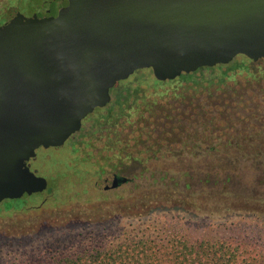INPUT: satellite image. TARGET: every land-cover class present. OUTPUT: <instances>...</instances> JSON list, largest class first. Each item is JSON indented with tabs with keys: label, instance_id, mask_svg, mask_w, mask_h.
Returning a JSON list of instances; mask_svg holds the SVG:
<instances>
[{
	"label": "water",
	"instance_id": "1",
	"mask_svg": "<svg viewBox=\"0 0 264 264\" xmlns=\"http://www.w3.org/2000/svg\"><path fill=\"white\" fill-rule=\"evenodd\" d=\"M238 56L264 60V0H68L0 26V204L48 190L28 165L106 108L137 71L159 82ZM127 182L114 176L111 188Z\"/></svg>",
	"mask_w": 264,
	"mask_h": 264
},
{
	"label": "rangeland",
	"instance_id": "2",
	"mask_svg": "<svg viewBox=\"0 0 264 264\" xmlns=\"http://www.w3.org/2000/svg\"><path fill=\"white\" fill-rule=\"evenodd\" d=\"M22 1L34 4L38 0ZM10 5V0H0V14ZM229 75L232 78L227 82L236 89L255 81L246 71L236 70ZM208 76L213 77V74ZM149 78L130 77L128 82H132L133 88L130 94L136 87L140 90L136 97L131 96L130 105L140 104L142 97H157L160 106L168 107L167 97L171 91L167 96H158L152 87L142 84L151 82ZM258 81L264 82V77ZM210 89L216 90V86ZM113 90L112 98L117 93V89ZM220 93L221 90L216 92ZM243 99L238 117L264 115V95L247 90ZM200 101L206 105L205 116L196 113L190 117L189 110L182 113L184 104L180 100L169 106L173 110L168 118L161 113L152 118L142 111V123H138L139 116L128 121L127 110L118 113L121 116L116 121L102 118L105 113L95 110V114L82 123L83 136L81 132L76 133L58 150L39 149L38 163L34 162L32 169L49 180V190L26 199L25 208L19 211L5 209L13 200L0 204V264H20L79 247L103 246L127 237L158 232L264 246V161L260 168L252 166L248 159L242 161V183L249 188L250 195L244 199L231 200L228 204L218 198L211 200L212 190L220 186L214 187V183L202 192L194 180L189 181L190 190L183 188L186 183L181 176L183 167L214 163L216 158L203 156L193 145L182 148L175 139L179 126L189 128L195 120L204 122V117L223 124L225 118H236L230 116L235 114L230 108L214 106L208 99ZM235 124L236 127L229 129L232 133L242 127ZM246 127L248 130L241 138L255 137L264 130L255 123ZM208 128L215 126L209 124ZM261 136L263 140L259 143L264 144V135ZM107 148H115V151L109 152ZM124 148L137 160H127L123 165L108 161V157L114 153L119 155ZM117 173L126 177L127 182L118 189H108L112 184L111 176Z\"/></svg>",
	"mask_w": 264,
	"mask_h": 264
},
{
	"label": "trees",
	"instance_id": "3",
	"mask_svg": "<svg viewBox=\"0 0 264 264\" xmlns=\"http://www.w3.org/2000/svg\"><path fill=\"white\" fill-rule=\"evenodd\" d=\"M236 70L248 72V76L255 81L247 82L246 86L239 89L230 86L227 80L232 76L229 74ZM208 74H213V77H209ZM134 75L151 77L149 78L151 82H142V84L152 87L155 94L160 97L167 96L171 91L167 97L169 106L172 107L174 101L181 100L184 104L182 113L189 110L190 117L197 115L196 113H202L204 116L207 114L206 105L200 101L202 98L213 101L211 104L214 106L218 105L226 110L230 108L229 110L235 113L230 115L236 117L235 120L229 119L230 117L225 118L224 124L222 121L204 117V122L195 120L189 128L184 125L179 126L180 132L175 133V139L181 143L182 148L193 145L194 149H198L197 152L203 156L216 158L214 163L183 167L181 176L186 182L183 188L186 191L190 190L189 181L191 180H194L200 192L212 183L214 187L220 185L212 190L210 199L218 198L221 199V203L227 204L231 200L237 201L240 198L249 197V188L242 183L241 163L248 159L252 166L260 168L261 162L264 161V144L259 142L263 140L261 135H264V130L255 137H241L248 130L246 125L255 123L264 128V115L262 113L248 114L244 119L243 116L238 117V113L243 109L245 91L250 90L264 95V82H256L264 77V60L253 62L240 56L228 65L203 68L193 74L182 75L174 81L167 82L157 81L151 70L137 71ZM153 78L155 81L152 80ZM128 80L115 86L114 90L117 89V93L113 95L111 103L106 108L96 110L97 113L106 114L102 118L116 121L121 116L118 113L125 110L128 111L127 120L130 121L139 116L141 120L139 119L138 123H142V111L149 113V117L152 118H156L157 113L168 118L173 109L169 106H160L157 97L153 99L142 97L140 104L134 102V105H130L129 99L133 95L136 97L140 90L136 87L131 95L132 82ZM212 86H216V90H211ZM219 90L221 95L216 94ZM257 108L258 106L254 110ZM196 118L198 119V116ZM235 123L242 127L234 129L232 133L230 130L233 126H237ZM209 124H213L215 128L209 129ZM84 133L85 130L80 135L83 136ZM106 150L114 152L115 148ZM124 153L125 156H121ZM107 159L109 162L115 160L118 165L125 164L127 160L133 162L137 160L134 154L126 153V148L122 149L119 155L114 153ZM26 199L28 198L10 201L11 204L5 209L7 211L22 210L26 206ZM20 264H264V246L220 238L191 239L175 233L158 232L140 237H127L103 246L79 247L61 255L28 260Z\"/></svg>",
	"mask_w": 264,
	"mask_h": 264
},
{
	"label": "flooded vegetation",
	"instance_id": "4",
	"mask_svg": "<svg viewBox=\"0 0 264 264\" xmlns=\"http://www.w3.org/2000/svg\"><path fill=\"white\" fill-rule=\"evenodd\" d=\"M11 1V5L10 7L6 8L5 10H2L1 14H0V19L2 18V22L0 24V26H2L8 19V17L11 15V13H13L14 11H19L20 13H22L23 15L27 16V17H31V16H36L38 18H44V17H52V16H57L59 14V12L61 11V9L64 7V5L67 4L68 0H38L36 1V3L31 4V3H27L24 2L22 0H10ZM33 1V0H32ZM88 118V117H87ZM74 138V136L72 137V139ZM66 144V143H65ZM65 146V145H64ZM63 147V146H62ZM56 148L57 150L60 149ZM43 150H49V149H44V148H40ZM39 150V149H38ZM37 150V151H38ZM37 151H36V156H37ZM37 160L38 157H35L33 159H31L28 162V165L30 166L31 170L33 172H36V170H33V163L36 162L37 165ZM133 162V161H131ZM39 176V175H38ZM114 176H121L119 175V173L114 174L111 176V180L113 182V177ZM44 177V176H41ZM46 178V177H44ZM47 179V178H46ZM48 180V179H47ZM125 184V183H124ZM123 185V184H122ZM121 185V186H122ZM120 187V186H119ZM118 187V188H119ZM48 188H49V180H48ZM108 189H118V188H111V185L107 187ZM49 190V189H48ZM45 193V192H44ZM38 195V194H37ZM41 195V194H40ZM35 196V195H34ZM26 198H33L32 197H28L25 196ZM24 197V198H25ZM21 200V199H20Z\"/></svg>",
	"mask_w": 264,
	"mask_h": 264
}]
</instances>
